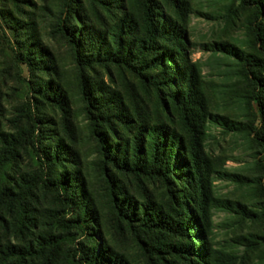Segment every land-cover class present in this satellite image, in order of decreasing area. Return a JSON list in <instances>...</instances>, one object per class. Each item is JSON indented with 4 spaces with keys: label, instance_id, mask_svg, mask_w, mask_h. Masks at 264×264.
I'll use <instances>...</instances> for the list:
<instances>
[{
    "label": "rangeland",
    "instance_id": "obj_1",
    "mask_svg": "<svg viewBox=\"0 0 264 264\" xmlns=\"http://www.w3.org/2000/svg\"><path fill=\"white\" fill-rule=\"evenodd\" d=\"M66 1L0 0L1 248L43 247L32 264H86L94 252L123 264H264V120L240 60L264 59L255 33L263 0H150L155 28L171 26L169 41L150 36L146 0L73 1V13ZM63 18L83 37L81 52L58 32ZM122 39L127 64L111 61ZM164 49L175 53L173 63L163 58L170 68L152 62ZM160 128L197 157L202 191L184 155L167 181L149 136ZM55 151L63 160L53 166ZM62 178L69 192L56 185ZM169 191L186 194L196 213L190 240L167 226ZM117 201L130 213L159 210L166 224L132 231Z\"/></svg>",
    "mask_w": 264,
    "mask_h": 264
},
{
    "label": "trees",
    "instance_id": "obj_2",
    "mask_svg": "<svg viewBox=\"0 0 264 264\" xmlns=\"http://www.w3.org/2000/svg\"><path fill=\"white\" fill-rule=\"evenodd\" d=\"M73 1L78 2L79 0H67L66 1V11L68 12H74L73 9ZM147 1V2H146ZM143 1V10L145 13V17H146V21H147V25H149L148 27V32L150 34L151 37H155V38H160L164 41H169V37L171 34V29H170V24H168L167 22L163 21L164 27L163 29H161V32L159 30H157L153 24L154 22V16L152 15V7H151V2L150 0H146ZM260 5V8L263 6L262 4H264V0L261 1L260 3H258ZM264 8V6H263ZM262 16L264 17V11L263 13H259V17L260 19H262ZM160 20H165V18L160 17ZM57 30L60 34H62L63 36H65L69 42L75 47V49L79 52L82 51V46H83V37L79 36V33H77L74 28L72 27H68L67 26V18H63L60 19V21L58 22L57 25ZM255 33H256V39L257 42L260 44V51L261 53L264 55V29L258 25L255 28ZM177 37V36H176ZM175 39V37H173ZM127 40V38H126ZM179 40V39H178ZM122 46L121 49H123L124 51L120 53V58L117 57V59L115 60H111L114 62H118V61H123L127 64V62L129 61V55H130V51H129V47L125 46V41L122 39ZM180 44H182L180 42V40L178 41ZM126 49V50H125ZM77 52V61L79 63V65L83 66V64L85 65V67H87L89 65L82 63L81 58H80V53ZM161 54H157V57H155L153 59V64L156 67L162 68V67H167L170 68L169 66L165 65V61H163V58H167L168 62L173 63V56H175V53L173 51L171 52H165V49L161 51ZM240 60H244L243 61V71H244V75H246L247 77L252 76L253 80L252 83L254 85V90H253V94H254V100L258 106L259 109V113L261 115V119L264 120V79H262L260 76L257 75L256 71H262L264 70V59H252L250 60L249 58L243 59L240 57ZM84 62V61H83ZM184 94L188 95L187 97L185 96V98L183 99V101L188 100L192 90L191 88L185 87L184 88ZM173 101L175 103V105H177V97L173 96ZM94 101L99 105H103V102L100 99H94ZM88 105H89V109L90 108H94V105L92 103L91 100L88 101ZM92 114V112H90ZM96 121H100V117H96L95 118ZM184 122L185 124L188 126V128L190 129V133L194 136L193 131L191 130L190 124L188 123L189 119L187 117H184ZM99 124V122L97 123ZM166 128H160V129H156L153 130L149 133V136L151 137V144H152V155L154 160H158V156L159 158L161 157V160H164V164H166V168H165V177L167 178V181H169V176L167 174H172L173 172H178L179 171V158L181 155L187 156L186 155V151L183 147V144L181 143V141H177L175 140L173 136V134L170 135V137H166ZM177 138V137H176ZM195 138V137H194ZM172 139V140H170ZM140 140V139H139ZM170 143V152L171 153H165V149H166V144ZM136 149L138 150V147H136ZM112 152H114L115 154H117V146L115 148L112 149ZM174 152L176 153L177 156V160L174 161L173 160V154ZM62 153H58L57 151H55L54 156L51 159V162L53 164V166L58 165L62 160ZM123 158H125V151L123 152ZM106 160L116 169H125V167L123 165H119V161L115 156L108 155ZM197 157L192 156L190 154V156H187V161L188 164L191 166L193 172L197 173V180L196 182L200 184V188L202 191L203 188V184H204V175H202V173L198 170L199 168V163L197 161ZM181 166V165H180ZM184 168V166L182 167ZM261 168L264 171V163L261 164ZM138 169H134V171H136ZM190 176L189 171L183 170V177L187 179V182L189 183V191H191L194 187L192 181H190L188 179V177ZM67 182V181H66ZM63 178L59 181V183H56V185L60 188V186L62 187V190H64L65 192H69V188H71V186L73 187L72 182H68L66 183ZM66 183V185H65ZM76 183V181H75ZM79 188V187H77ZM74 189V188H73ZM262 191L264 193V185L262 186ZM7 195L10 196H16L17 197V193L15 195L14 192L8 191ZM169 195V199H170V205L172 207V211H173V217H170V219H168L167 226H169L170 228H172L171 230L176 231L179 230L184 236H186L187 240H190V230L193 231L196 229V227L198 226L197 223L195 222V215L196 213L189 210L188 206L186 205V194H180L177 195L175 193H172V191H169L168 193ZM204 194L203 192L201 193V200L203 198ZM24 197L21 200V204L24 202ZM191 200L194 202L196 199L191 198ZM2 200H0V206L2 204L1 202ZM119 201L116 202V204L118 205L117 209L118 212L120 213L121 217L123 219H125L128 223V226L131 228L132 231H134L136 228L140 227L143 231L144 230H152V229H160V227L165 226L164 224H166L164 221L159 220L160 219V213L159 210H156L155 213H150L149 210H147L146 208L142 207L138 212L136 211H132L130 213L128 208H125V206L123 204L120 205ZM190 216V217H189ZM1 219L3 220V216L1 214V207H0V221ZM83 224L90 226L93 217L90 216L89 211L85 213L83 219ZM138 223V224H137ZM137 224V225H135ZM91 227V226H90ZM91 230V228H90ZM43 249V247L40 249H34L33 246L28 245V248L25 250L24 247H13L12 245H9L6 247L5 250H3L1 248L0 245V264H29V263H33L32 261H34L36 258L39 259V257L42 255V253L40 254L41 250ZM187 251L185 252H191V247L189 246L187 249ZM28 252V253H27ZM180 254H182V251L179 252ZM209 254V253H207ZM29 257V258H28ZM112 258L117 261L110 262V260L106 259L103 255H101L100 253H93V255L91 257H87L85 259V263L86 264H123L121 263L118 259H115L114 256H112ZM32 260V261H29ZM44 264H53L52 263V259H48V261H45Z\"/></svg>",
    "mask_w": 264,
    "mask_h": 264
}]
</instances>
